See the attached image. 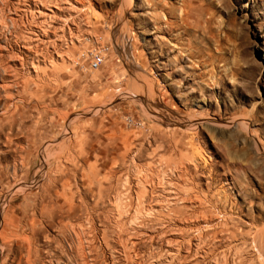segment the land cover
I'll list each match as a JSON object with an SVG mask.
<instances>
[{"label":"rangeland","instance_id":"1","mask_svg":"<svg viewBox=\"0 0 264 264\" xmlns=\"http://www.w3.org/2000/svg\"><path fill=\"white\" fill-rule=\"evenodd\" d=\"M0 236V264H264V0H0Z\"/></svg>","mask_w":264,"mask_h":264},{"label":"bare ground","instance_id":"2","mask_svg":"<svg viewBox=\"0 0 264 264\" xmlns=\"http://www.w3.org/2000/svg\"><path fill=\"white\" fill-rule=\"evenodd\" d=\"M75 1H77V2H79V3H80V2L82 3L83 0H75ZM71 3H72V2H71ZM40 11H41V10H40ZM52 12H53V11H52ZM54 12H55V11H54ZM51 14H52V13H51ZM54 16H55V15H54ZM183 18H184V17H183ZM44 31H45V30H44ZM42 32H43V31H42ZM44 33H45V32H44ZM52 56H53V55H52ZM49 57H50V56H49ZM52 58H53V57H52ZM36 60H38V59H36ZM38 62H39V61H38ZM43 62H44V61H43ZM32 63H33V61H32ZM37 64H38V63H37ZM44 64H45V63H44ZM35 66H36V65H35ZM26 137H27V136H26ZM22 138H24V137H22ZM22 138H21V139H22ZM14 139H15V138H14ZM17 140H18V139H17ZM25 140H26V139H25ZM9 141H10V140H9ZM18 141H19V140H18ZM11 142H12V141H11ZM13 144H14V143H13ZM26 144H27V143H26ZM8 146H9V145H8ZM15 146H17V144H16ZM21 146H22V145H21ZM21 146H20V147H21ZM7 148H8V147H7ZM24 148H26V147H24ZM5 149H6V148H5ZM8 149H9V148H8ZM20 149H21V148H20ZM20 149H19V150H20ZM26 149H27V148H26ZM26 149H25V150H26ZM2 150H3V149H2ZM13 150H14V149H13ZM19 150H18V151H19ZM5 151H6V150H5ZM5 153H6V152H5ZM177 153H178V152H177ZM192 153H193V152H192ZM194 153H195V152H194ZM3 154H4V153H3ZM17 154H18V153H17ZM20 154H21V153H20ZM20 154H19V155H20ZM193 155H195V154H193ZM21 156H22V155H21ZM195 156H196V155H195ZM195 156H193V157H195ZM187 157H188V156H187ZM19 158H20V157H19ZM189 158H190V156H189ZM208 158H209V157H208ZM21 159H22V157H21ZM21 159H20V160H21ZM175 159H177V158H175ZM180 159H181V158H179V160H180ZM182 159H183V157H182ZM198 159H199V158H198V156H197V160H198ZM200 159H201V158H200ZM185 160H186V158H185ZM195 160H196V159H195ZM207 160H208V159H207ZM14 161H15V160H14ZM177 161H178V160H177ZM177 161H176V162H177ZM183 161H184V159H183ZM187 161H188V160H187ZM193 161H194V159H193ZM202 161H203V160H202ZM57 162H58V161H57ZM171 162H172V161H171ZM180 162H181V160H180ZM188 162H189V161H188ZM203 162H204V164H205L206 161H203ZM58 163H59V162H58ZM62 163H63V162H62ZM184 163H185V162H184ZM184 163H183V164H184ZM198 163H199V161H198ZM198 163H197V164H198ZM206 163H209V162H206ZM189 164H190V163H189ZM189 164H188V165H189ZM191 164H192V163H191ZM69 165H70V164H69ZM69 165H68V166H69ZM71 165H72V162H71ZM198 165H199V164H198ZM198 165H197V166H198ZM200 165H201V164H200ZM59 166H60V164H59ZM63 166H64V165H63ZM73 166H76V165L74 164ZM73 166H72V167H73ZM147 166H148V165H147ZM147 166H146V167H147ZM157 166H159V165H157ZM190 166L192 167V165H190ZM194 166H196L195 163H194ZM210 166H212V165H210ZM60 167H61V166H60ZM69 167H70V166H69ZM151 167H152V166H151ZM199 167H200V166H199ZM203 167H204V165H203ZM208 167H209V166H208ZM143 168H144V167H143ZM152 168H153V167H152ZM171 168H172V167H171ZM185 168H186V167H185ZM195 168H198V167H195ZM210 168H211V167H210ZM145 169H146V168H145ZM145 169H144V170L142 169V170L145 171ZM149 169H150V167H149ZM149 169H148V167H147V170H149ZM203 169H204V168H203ZM56 170H59V169H56ZM75 170H76V169H75ZM153 170H154V169H153ZM196 170H197V169H196ZM205 170H206V169H205ZM209 170H210V169H209ZM160 171H161V170H160ZM183 171H184V169L181 170V172H183ZM210 171H211V170H210ZM74 172H75V171H74ZM146 172H147V171H146ZM146 172L143 173L145 177H147L146 175H147L149 172H150V174H151V172L154 173V172L151 171V170H150L149 172H147V174H146ZM163 172H165V171L163 170ZM195 172H196V171H195ZM195 172H194V173H195ZM200 172H201V171L199 170V173H200ZM202 172H203V171H202ZM208 172H209V171H208ZM127 173H128V172H127ZM190 173H191V172H190ZM199 173H198V174H199ZM57 174H59V173H57ZM141 174H142V173H141ZM141 174H140V175H141ZM143 174H142V175H143ZM145 174H146V175H145ZM174 174H175V172H174ZM180 174H181V173H180ZM202 174H203V173H202ZM59 175H60V174H59ZM128 175H130V174H128ZM138 175H139V174H138ZM142 175H141V176H142ZM152 175H154V174H152ZM152 175H151V176H152ZM155 175H156V174H155ZM211 175H212V174H211ZM151 176H150V177H151ZM156 176H157V177L152 176V179H151V180H153L154 178H156V179H154L155 181H154V182L152 181V182L155 183L157 187L160 186V185H162V184H164V182H163V178H164V177L159 178L160 174H159V176H158V175H156ZM163 176H165V175H163ZM166 176H167V175H166ZM178 176H179V175H178ZM178 176H177V177H178ZM180 176L183 177V178H186V177H184L183 174L180 175ZM185 176H186V175H185ZM190 176H191V175H190ZM190 176H189V177H190ZM192 176H193V175H192ZM202 176H204V175H202ZM129 177H130V176H129ZM138 177H140V176H138ZM148 177H149V176H148ZM153 177H154V178H153ZM175 177H176V176H175ZM209 177H211V176H209ZM142 178H143V177H142ZM142 178H140V179H142ZM166 178H167V177H166ZM179 178H180V177H179ZM199 178H200V177H199ZM199 178H198V179H199ZM143 179H144V178H143ZM180 179H181V178H180ZM187 179H188V178H187ZM190 179H191V178H190ZM207 179H208V178H207ZM209 179H210V178H209ZM216 179H217V178H216ZM67 180H68V179H67ZM131 180H132V179H131ZM131 180H130V181H131ZM133 180H134V179H133ZM151 180H146L145 182H147V183L150 184V183H151ZM164 180H165V178H164ZM167 180H168V179H167ZM170 180H171V179H170ZM170 180H169V181H170ZM176 180H177V179H176ZM181 180H182V179H181ZM181 180H180V181H181ZM188 180H189V179H188ZM194 180H195V178H194ZM196 180H197V179H196ZM200 180H201V179H200ZM127 181H128V180H127ZM210 181H211V180H210ZM132 182H133V181H132ZM176 182H178V181H176ZM188 182H189V181H188ZM199 182H200V181H199ZM143 183H144V182H142V184H143ZM140 184H141V183H140ZM144 184H145V183H144ZM198 184H199V183H198ZM206 184H207V183H206ZM208 184L210 185V183H208ZM75 185H76V184H75ZM138 185H139V184H138ZM165 185H168V186H169V183H168V184H165ZM170 185H171V184H170ZM68 186H69V185H68ZM68 186H67V187H68ZM153 186H154V185H153ZM186 186H187V185H186ZM188 186H189V185H188ZM63 187H64V186H63ZM71 187H72V186H71ZM139 187H140V186H139ZM146 187H151V186H149L148 184H145V185H144V191H143L144 194L146 193ZM157 187H156V188H157ZM160 187H161L162 190H163V187H164V186H160ZM193 187H194V185H193ZM74 188H75V187H74ZM165 188H166V187H165ZM165 188H164V190H168V189H165ZM170 188H171V186H170ZM170 188H169V189H170ZM179 188H180V187H179ZM181 188H182V187H181ZM68 189H69V187H68ZM147 189H149V188H147ZM193 189H194V188H193ZM132 190H133V189H132ZM156 190H157V189H156ZM164 190L161 191L162 194H163V192H165ZM171 190H172V189H171ZM179 190H180V189H179ZM186 190H187V189H186ZM191 190H192V189H191ZM69 191H71V189H70ZM69 191H68V192H69ZM195 191H196V190H195ZM205 191H206V190H205ZM76 192H79V191H78V188H77V191H76ZM116 192H117V191H116ZM116 192H115V194H116ZM128 192H129V191H128ZM133 192H134V191H133ZM152 192H153V191H152ZM161 192H160V193H161ZM177 192H178V191H176V193H177ZM182 192H183V193H182ZM182 192H181L182 194H179V192H178V194H179L178 196H180V199H181V200H184V202L187 200L188 203H187V202H186V203L188 204V206H190V208H191V207H194V208H195V206H194L195 204H196V205H199L200 207H201V204H204V203L201 201V198H198V197H195V196H194V197H193V196H188V194H186L187 192H186V191L184 192L183 190H182ZM224 192H225V191H224ZM48 193H49V192H48ZM71 193H72V192H71ZM79 193H80V192H79ZM148 193H149V192H148ZM148 193H147V194H148ZM153 193H154V192H153ZM176 193H175V194H176ZM80 194H81V193H80ZM124 194H126V193H124ZM150 194H152V193H150ZM154 194H155V193H154ZM154 194H153V197H154ZM164 194H165V193H164ZM166 194H167V193H166ZM166 194H165L164 196H166ZM175 194H174V195H175ZM192 194H194V193H192ZM192 194H191V195H192ZM215 194H216V193H215ZM167 195H168V194H167ZM170 195H171V194H170ZM170 195H169V196H170ZM216 195H217V194H216ZM58 196H59V194H58ZM67 196H68V195H67ZM69 196H70V195H69ZM79 196H80V195H79ZM148 196H149V195H148ZM187 196H188V197H187ZM201 196H202V194H201ZM73 197H74V196H73ZM116 197H117V196H116ZM136 197H137V196H136ZM150 197H151V195H150ZM157 197H158V196H157ZM157 197H156V198H157ZM159 197H160V196H159ZM162 197H163V195H162ZM170 197H171V196H170ZM174 197H175V196H174ZM219 197H220V196H219ZM224 197H226V195H225ZM103 198H104V197H103ZM142 198H143V197H142ZM163 198H165V197H163ZM176 198H177V197H176ZM207 198H208V197H207ZM67 199H68V198H67ZM127 199H128V198H126V200H127ZM150 199H152V197H151ZM150 199H149L148 197L145 198V199L143 198V200H142V202H141V203H142V207H141V205H140V207H141L140 210L143 209V210H144L145 212H147V213H148V212H151V211H154V212H155V209H154L155 207H154L153 203H156V202H153V203H152V201H150ZM153 199H154V198H153ZM168 199H169V198H168ZM172 199H173V198H172ZM178 199H179V197H178ZM211 199H212V198H211ZM71 200H72V199H71ZM154 200H156V199H154ZM162 200L164 201V199H162ZM208 200H209V199H208ZM67 201H68V200H67ZM82 201H83V200H82ZM137 201H138V200H137ZM156 201H159V200H156ZM163 201H162V202H163ZM166 201H168V200H166ZM169 201H170V200H169ZM178 201H179V200H178ZM70 202H71V201H70ZM70 202H69V201L67 202V204H68L69 206L72 204V203H70ZM72 202H73V200H72ZM75 202H76V201H75ZM173 202H174V201H173ZM212 202H213V200H212ZM138 203H139V201H138ZM141 203H140V204H141ZM157 203H160V202H157ZM219 203H220V202H219ZM219 203H218V204H219ZM73 204H74V203H73ZM81 204H82V202H81ZM114 204H115V202H114ZM123 204H124V202H123ZM160 204H161V203H160ZM160 204H159V210H160V208H161ZM162 204L164 205V203H162ZM165 204H166V203H165ZM181 204H182V202H181ZM206 205H208V204H206ZM211 205H212V204H211ZM220 205L222 206V204H220ZM123 206H124V205H123ZM127 206H128V205H127ZM168 206H169V205H167V207H168ZM171 206H173V205L171 204ZM215 206H216V205H215ZM71 207H73V206H71ZM114 207H117V205L115 204ZM119 207H120V206H119ZM153 207H154V208H153ZM210 207H211V206H210ZM212 207H213V205H212ZM57 208H58V207H57ZM69 208H70V207H69ZM74 208H75V207H74ZM127 208H128V207H127ZM127 208H126V209H127ZM163 208H164V207H163ZM163 208H162V209H163ZM169 208H170V206H169ZM171 208H172V207H171ZM184 208H185V207H184ZM194 208H193V210H194ZM198 208H199V207H198ZM214 208H215V207H214ZM71 209H72V208H71ZM120 209H121V208H120ZM120 209H119V210H120ZM124 209H125V208H124ZM126 209H125V211H126ZM137 209H138V208H137ZM167 209H168V208H167ZM167 209H166V210H167ZM217 209H218V208H217ZM116 210H118V209H115L114 211H116ZM173 210H174V209H173ZM187 210H188V209H187ZM193 210H192V211H193ZM205 210H206V209H205ZM209 210H211V209H207V211H205L206 214L204 213V214H202V215H199V216H202V217H203V215H204V217H206V216L208 217L207 219L204 220L205 223H206V221H209L210 216H212V214H214V213L211 211L212 214L208 215V214H209L208 212H210ZM164 211H165V210H164ZM171 211H172V210H171ZM192 211H191V213H192ZM194 211H196V210H194ZM199 211H200V210H199ZM202 211H204V209H203ZM122 212H123V211H122ZM156 212H157V210H156ZM161 212H162V211H161ZM189 212H190V211H189ZM219 212H220V211H219ZM68 213H69V212H68ZM221 213H222V212H221ZM53 214H55V213H53ZM113 214H114L113 216H114V218H115V213H113ZM122 214H123V213H122ZM125 214H126V213H125ZM136 214H137V213H136ZM140 214H141V212H140ZM150 214H151V213H150ZM150 214L148 213V215H150ZM152 214H153V213H152ZM155 214H156V213H155ZM184 214H185V213H184ZM188 214H190V213H188ZM188 214H186V215H188ZM196 214H197V213H196ZM142 215H143V214H141V216H142ZM190 215H191V214H190ZM192 215H193V213H192ZM194 215H195V212H194ZM117 216H118V215L116 214V218H118ZM123 216H125V215H123ZM139 216H140V215H139ZM139 216H137V218H138ZM146 216H147V215H146ZM153 216H155V215H153ZM153 216H152V217H153ZM165 216H166V215H165ZM197 216H198V215H197ZM58 217H59V216H58ZM70 217H71V216H70ZM85 217H86V216H85ZM111 217H112V216H111ZM111 217H110V219H111ZM127 217H128V216H127ZM143 217H144V216H143ZM186 217H187V216H186ZM91 218H92V217H91ZM114 218H112V219H113V220H112V223H114L115 220L117 221V219L114 220ZM123 218H126V216L123 217ZM123 218H122V219H123ZM137 218H136V220H137ZM146 218H151V217L149 216V217H146ZM154 218H155V217H154ZM154 218H153V219H154ZM163 218H164V217H163ZM163 218H162V219H163ZM176 218H177V217H176ZM182 218H183V217H182ZM192 218H193V217H192ZM194 218H195V217H194ZM200 218H201V217H200ZM211 218H212V217H211ZM217 218H218V217H217ZM74 219H75V218H74ZM74 219H73V220H74ZM76 219H77V218H76ZM79 219H80V218H79ZM110 219H109V220H110ZM171 219H172V218H171ZM177 219H179V218H177ZM215 219H216V218H215ZM73 220H72V221H73ZM84 220H85V219H84ZM92 220H93V219H92ZM138 220H139V219H138ZM211 220H212V219H211ZM66 221H67V219H66ZM66 221H65V222H66ZM77 221H78V220H77ZM140 221H141V220H140ZM168 221H169V220H167V221H165V222H168ZM186 221H187V220H186ZM201 221H202V220H201ZM84 222H85V221H84ZM119 222L122 223V220L119 221ZM128 222H129V218H128ZM134 222H135V221H134ZM136 222H138V221H136ZM158 222H159V221H158ZM169 222H170V221H169ZM171 222H172V221H171ZM171 222H170V223H171ZM176 222H177V221H176ZM191 222H192V221H191ZM196 222H197V219H196ZM199 222H200V221H198V223H199ZM209 222H210V221H209ZM79 223H81V222H79ZM116 223H117V222H116ZM140 223H141V222H140ZM145 223H146V222H145ZM160 223H161V222H160ZM210 223H211V222H210ZM61 224H62V223H61ZM68 224H69V222H68ZM85 224H87V223H85ZM93 224H94V223H93ZM127 224H128V223H127ZM127 224H126V225H127ZM133 224H134V223H133ZM135 224H136V223H135ZM162 224H163V223H162ZM168 224H169V223H168ZM171 224H172V223H171ZM178 224H179V223H178ZM199 224H200V223H199ZM206 224H207V223H206ZM81 225H82V224H81ZM105 225H106V224H105ZM126 225H125V227L123 226L125 229L128 227V226H126ZM130 225H131V227H132V223H131ZM139 225H140V224H139ZM172 225H173V224H172ZM174 225H175V224H174ZM197 225H198V224H197ZM210 225H211V224H210ZM65 226H66V225H65ZM77 226H78V225H77ZM106 226H107V225H106ZM106 226H105V228H106ZM116 226H117V225H116ZM120 226H121V224L119 225V227H120ZM133 226H134V227H133V229H134V228H135V225H133ZM142 226H143V224H142ZM162 226H163V225H162ZM186 226H188V225H186ZM194 226H195V225H194ZM136 227H138V225H137ZM156 227H157V226H156ZM160 227H161V225H160ZM167 227H168V226H167ZM169 227L171 228V226H169ZM175 227H176V226H175ZM195 227H196V226H195ZM197 227H198V226H197ZM199 227H200V226H199ZM202 227H203V226H202ZM217 227H218V226H217ZM64 228H65V227H64ZM72 228H73V224H72ZM185 228H186V227H185ZM210 228H211V226H210ZM212 228H213V227H212ZM91 229H92V228H90V230H91ZM102 229H103V228H102ZM102 229H101V230H102ZM116 229H117V227H116ZM120 229L123 230V229H122V226H121ZM166 229H167V228H166ZM188 229H189V231H190V226H189ZM188 229H187V230H188ZM198 229H199V228H198ZM1 230H3V229H1ZM66 230H67V229H66ZM70 230H71V227H70ZM77 230H78V229H77ZM85 230H86V229H85ZM95 230H96V229H95ZM105 230H106V229H105ZM107 230H108V229H107ZM113 230H115V229H113ZM128 230H129V229H128ZM135 230H136V231H135ZM135 230H134L135 233L138 232L137 229H135ZM191 230L193 231V229H191ZM204 230H205V229H204ZM204 230H203V231H204ZM81 231H82V230H81ZM96 231H97V230H96ZM126 231H127V229H126ZM130 231H131V230H130ZM68 232H69V231H68ZM88 232H89V229H88ZM116 232L119 233V232H121V231H120V230H119V231L117 230ZM116 232H115V233H116ZM182 232H183V231H182ZM185 232H186V231H185ZM201 232H202V231H201ZM1 233H2V232H1ZM79 233H80V232H79ZM83 233H84V232H83ZM83 233H82V234H83ZM85 233H87V232L85 231ZM95 233H96V232H95ZM107 233L109 234V232H107ZM118 233H116L117 236H118ZM124 233H125V232H124ZM127 233H128V232H127ZM3 234H5V233H3ZM73 234H75V231H74ZM88 234H89V236H90V233H88ZM97 234H98V233H97ZM108 234H107V235H108ZM120 234H121V233H120ZM128 234H130V233H128ZM78 235H79V234H78ZM83 235H84V234H83ZM112 235H113V234H112ZM122 235H123V234H122ZM12 236H13V235H12ZM18 236H19V235H18ZM75 236H76V235H75ZM96 236H97V235H96ZM110 236H111V235H110ZM128 236H129V235H128ZM0 237H1V236H0ZM92 237H93V235H92ZM104 237H105V236H104ZM108 237H109V236H108ZM16 238H17V237H16ZM22 238H23V237H22ZM46 238H47V237H46ZM46 238H45V239H46ZM72 238H73V237H72ZM80 238H81V237H80ZM84 238H85V237H84ZM102 238H103V237H102ZM120 238H121V237H120ZM6 239H7V238L5 237V240H6ZM53 239H54V238H53ZM76 239H78V238H76ZM90 239H91V237H90ZM95 239L97 240V238H95ZM112 239H113V237H112ZM112 239H111V240H112ZM121 239H122V238H121ZM126 239H127V238H126ZM3 240H4V239H3ZM78 240H79V239H78ZM78 240H77V241H78ZM88 240H89V239H88ZM93 240H94V239H93ZM106 240H107V238H106ZM117 240H118V239H117ZM27 241H28V243H27L28 253H31V252H30L31 249H33L34 251H36V249H35L36 247L31 246V245L33 244V241H32V240H29V239H28ZM53 241H54V240H53ZM84 241H85V239H84ZM89 241H90V240H89ZM99 241H100V240H99ZM113 241H114V240H113ZM113 241H112V242H113ZM122 241H123V239H122ZM135 241H136V240H135ZM135 241H134V242H135ZM57 242H58V241H57ZM79 242H80V241H79ZM90 242H91V241H90ZM90 242H89V243H90ZM108 242H109V241H108ZM114 242H115V241H114ZM119 242H120V241H119ZM125 242L127 243L126 240H125ZM82 243H83V242H82ZM87 243H88V242H87ZM91 243H92V242H91ZM115 243H116V242H115ZM128 243L130 244L129 241H128ZM136 243H137V242H136ZM136 243H135V244H136ZM83 244H84V243H83ZM129 244H127V245H129ZM132 244H133V243L131 242V245H132ZM62 245H63V244H62ZM79 245H81V244L79 243ZM79 245H78V243H77V245H76L77 248H79ZM85 245H86V244H85ZM111 245H112V244H111ZM121 245H122V244H121ZM117 246H118V245H117ZM132 246H133V245H132ZM2 247H3V246H2ZM83 247H84V246H83ZM91 247H92V245H91ZM113 247H115V246H113ZM101 248H102V246H101ZM105 248H106V247H105ZM109 248H110V247H109ZM117 248H118V247H117ZM130 248H131V247H130ZM130 248H129V249H130ZM132 248H133V247H132ZM80 249H81V248H79V249H77V250L80 251ZM102 249H103V248H102ZM135 249H136V248H135ZM108 250H109V249H108ZM111 250L113 251V249H111ZM115 250H116V247H115ZM132 250L134 251V249H132ZM132 250H131V251H132ZM137 250H138V248H137ZM139 250H140V249H139ZM79 251H77V252L79 253ZM81 251H82V250H81ZM81 251H80V252H81ZM83 251H84V249H83ZM85 251H86V249H85ZM85 251H84V252H85ZM87 251H88V250H87ZM90 251H91V250H90ZM102 251H103V250H102ZM112 251H111V252H112ZM116 251H117V250H116ZM253 251H254V250H253ZM93 252H94V254H95V251H93ZM100 252H101V251H100ZM106 252H108V251H106ZM117 252H118V251H117ZM122 252H123V251H122ZM136 252H137V251H136ZM139 252H140V251H139ZM87 253H88V252H87ZM108 253H109V252H108ZM140 253H141V252H140ZM75 254H76V253H75ZM82 254H83V253H82ZM89 254H90V253H89ZM92 254H93V253H92ZM94 254H93V255H94ZM123 254H124V253H123ZM58 255H59V254H58ZM73 255H74V254H73ZM79 255H81V254H79ZM79 255L77 254V256H79ZM83 255L85 256V253H84ZM114 255H115V254H114ZM118 255H119V254H118ZM136 255H137V254H136ZM28 256H29V255H28ZM77 256H76V257H77ZM111 256H112V253H111ZM120 256H121V255H120ZM72 257H73V256H72ZM79 257H81V256H79ZM86 257H87V256H86ZM88 257H89V256H88ZM95 257H96V256H95ZM134 257H138V256H135V254H134ZM84 258H85V257H84ZM120 258H121V257H120ZM73 259H74V258H73ZM81 259H82V257H81ZM81 259H80V260H81ZM88 259H89V258H88ZM126 259H127V258H126ZM131 259H132V258H131ZM139 259H141V258H139ZM86 260H87V259H86ZM89 260H91V259H89ZM89 260H88V261H89ZM118 260H120V259H118ZM123 260H124V259H123ZM76 261H77V260H76ZM83 261H84V260H83ZM120 261H121V260H120ZM130 261H132V260H130ZM242 261H243V260H242ZM80 262H81V261H80ZM80 262H79V264H80ZM117 262H118V261H117ZM135 262H136V261H135ZM92 263H93V262H92ZM125 263H127V262H125ZM131 263H132V262H131ZM77 264H78V261H77ZM90 264H91V263H90ZM135 264H138V263H135Z\"/></svg>","mask_w":264,"mask_h":264},{"label":"built area","instance_id":"3","mask_svg":"<svg viewBox=\"0 0 264 264\" xmlns=\"http://www.w3.org/2000/svg\"><path fill=\"white\" fill-rule=\"evenodd\" d=\"M103 56L100 52L94 53L92 58L90 59L91 68L95 69L102 63Z\"/></svg>","mask_w":264,"mask_h":264}]
</instances>
